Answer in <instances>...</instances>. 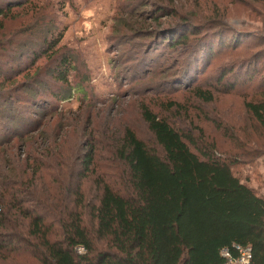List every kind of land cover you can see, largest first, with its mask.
I'll use <instances>...</instances> for the list:
<instances>
[{"label":"trees","instance_id":"obj_1","mask_svg":"<svg viewBox=\"0 0 264 264\" xmlns=\"http://www.w3.org/2000/svg\"><path fill=\"white\" fill-rule=\"evenodd\" d=\"M34 1L0 0V52L6 60L14 61L23 49L26 55L40 49L50 58L58 52L63 32L54 14L60 2ZM155 11L177 17L156 36L169 49L200 31L172 6ZM15 16L17 28L4 31L3 21ZM68 63L64 56L57 61L55 81L66 83ZM5 70L0 63L1 77ZM245 75L253 72L247 68ZM194 95L212 100L199 87ZM244 107L264 133V99ZM140 115L161 152L123 127L108 154L109 171L98 168L101 154L95 152L108 140L94 139L90 129L84 135L75 125L61 128L58 138H32L21 144L22 156L2 162L0 264H220V248L232 243L248 245L252 264H264V192L232 173L237 159L202 148L194 153L187 145L194 144L191 136L142 104Z\"/></svg>","mask_w":264,"mask_h":264},{"label":"rangeland","instance_id":"obj_2","mask_svg":"<svg viewBox=\"0 0 264 264\" xmlns=\"http://www.w3.org/2000/svg\"><path fill=\"white\" fill-rule=\"evenodd\" d=\"M54 1L60 2L54 16L63 32L55 56L23 49L10 61L0 52L6 64V77L0 76V174L2 162L22 156L21 144L38 135L58 138L61 128L74 125L108 140L95 151L103 171L110 170L108 154L123 127L160 153L140 115L142 104L191 136L192 152L202 148L236 158L232 173L264 192V133L244 107L264 99V0ZM159 6H172L199 33L169 49L156 36L177 17L158 16ZM19 21L5 19L4 31L15 30ZM63 56L69 62L66 83L52 78ZM247 68L253 75L244 77ZM196 87L209 90L212 100L198 99Z\"/></svg>","mask_w":264,"mask_h":264},{"label":"built area","instance_id":"obj_3","mask_svg":"<svg viewBox=\"0 0 264 264\" xmlns=\"http://www.w3.org/2000/svg\"><path fill=\"white\" fill-rule=\"evenodd\" d=\"M82 248H77L80 251ZM219 255L223 259L220 264H252L251 249L248 245L232 243L229 247H222Z\"/></svg>","mask_w":264,"mask_h":264},{"label":"clouds","instance_id":"obj_4","mask_svg":"<svg viewBox=\"0 0 264 264\" xmlns=\"http://www.w3.org/2000/svg\"><path fill=\"white\" fill-rule=\"evenodd\" d=\"M80 251L83 252V249H81ZM245 264H247V262H245Z\"/></svg>","mask_w":264,"mask_h":264}]
</instances>
